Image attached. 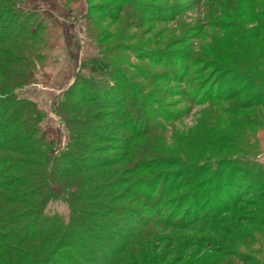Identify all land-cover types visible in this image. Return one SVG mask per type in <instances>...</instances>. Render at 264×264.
Instances as JSON below:
<instances>
[{"label":"trees","instance_id":"16d2710c","mask_svg":"<svg viewBox=\"0 0 264 264\" xmlns=\"http://www.w3.org/2000/svg\"><path fill=\"white\" fill-rule=\"evenodd\" d=\"M24 1L0 0V264H258L239 251L255 237L264 264V165L253 154L212 163L214 149L194 153L180 136L167 146L164 123L182 114L164 110L170 95L160 83L167 78L141 70L148 92L120 70L103 74L120 45L101 47L105 32L86 12L83 30L97 53L80 61L58 101L55 115L67 142L55 147L41 130L44 112L20 90L44 66L56 28L20 8ZM60 1L71 9L81 0ZM231 1L235 20L255 26L242 39L230 34V72L195 89L199 98L208 89L216 103L209 133L220 114L235 143L246 141L244 130L255 136L264 127V4ZM156 57L139 59L167 67L170 58L171 82H189L179 73L191 68L200 74V63L185 55ZM84 68L103 77L86 79L78 73ZM216 87L230 94L213 96ZM212 142L201 138L200 145L208 149ZM220 149L219 155L230 150ZM57 204L64 212L54 210Z\"/></svg>","mask_w":264,"mask_h":264},{"label":"rangeland","instance_id":"374dc122","mask_svg":"<svg viewBox=\"0 0 264 264\" xmlns=\"http://www.w3.org/2000/svg\"><path fill=\"white\" fill-rule=\"evenodd\" d=\"M248 2L249 0H242L241 5L244 7L249 4ZM231 4L234 7L235 2L231 0H87L84 2L81 0L72 5L73 7L70 5L71 9H68L60 0H25L19 7L30 12H38L45 18L44 23L50 27L54 26L56 29L51 31L54 34L56 32L57 42L46 54L44 66L38 70L34 82L27 84L20 90V94L33 101L44 112V119L40 125L42 132L57 149L63 148L67 142V133L56 117L55 109L63 91L73 81L80 61L92 58L97 53L96 45L88 39L83 30L82 15L86 12L94 25L100 26L105 32V42L101 47L113 50L114 45H120L119 52L111 53L110 60L106 62L111 67H105L106 71L103 74L114 73L115 69L120 70L121 74L128 77L130 83L134 82L148 92L153 89L139 79L138 75L143 74L141 70L148 74L164 75L167 78L160 83L161 90L168 89L170 95L165 99L170 105L164 110L170 114L174 111H182L179 118H172L164 123L165 132L161 134L167 146L172 144L175 136H180L186 148L194 153L200 154L201 147L207 152L214 149L212 163H218L222 159L230 160L236 155L243 158L242 156L253 154L252 160L264 165V141L261 139V136H264V127L257 130L255 136L253 130L246 129L244 130L246 141L241 139L240 142L230 143V130L224 124L226 120L217 113L218 116L213 120V129H211L214 132L209 133L207 119L210 116V106L216 103L213 102L214 100H208V89L206 93H202L201 98L197 96L195 89L197 86L198 90L205 86L209 88L218 80L220 73L224 75L230 72V34L242 39L247 32L245 28L248 30L255 26L248 24L243 26L246 24L245 17L236 21ZM253 4L259 6L264 3L253 0ZM97 10L101 11L100 15L97 14ZM257 14H261V11ZM259 20L264 21V19ZM231 22L233 29H230ZM168 54L185 55L191 62L200 63L197 67L200 70L199 75L195 76L196 69L192 68L189 72L179 73L181 77L190 78L189 82L185 80L188 88L184 85L185 82L184 84L171 82L173 69L168 66L170 62L172 63L170 58H165L164 66L167 67H158L155 63L152 65L146 58L139 59L145 56L154 57L157 62L156 56L161 58V55ZM207 54L210 56L208 57ZM240 56L238 55L236 60L243 66L246 61ZM206 62L213 65L209 67L204 64ZM218 70H220L219 74H217ZM78 73L92 80L103 77V74L99 77L96 74L92 75L87 68ZM114 88L111 87L109 90ZM215 90L213 96L219 93L223 96L230 94L229 91H221L217 87ZM222 105L227 106L226 103ZM218 135L219 137L226 135L228 140L217 141ZM201 138L212 139V148L207 149L204 144L200 145ZM226 146L230 150L223 149L219 155L220 148ZM53 208L57 212H64L60 204ZM255 238V243H248L245 249L241 247L239 251L252 255L258 264H262L258 254L262 250L261 240L259 237ZM227 259L230 260V257ZM225 263L229 264L227 261Z\"/></svg>","mask_w":264,"mask_h":264},{"label":"crops","instance_id":"0c3cea01","mask_svg":"<svg viewBox=\"0 0 264 264\" xmlns=\"http://www.w3.org/2000/svg\"><path fill=\"white\" fill-rule=\"evenodd\" d=\"M263 138H264V136L262 135V136H261V139H262V141H264V139H263Z\"/></svg>","mask_w":264,"mask_h":264}]
</instances>
